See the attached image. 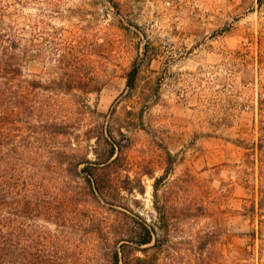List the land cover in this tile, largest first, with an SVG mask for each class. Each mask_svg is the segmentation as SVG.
<instances>
[{"label": "rangeland", "instance_id": "obj_1", "mask_svg": "<svg viewBox=\"0 0 264 264\" xmlns=\"http://www.w3.org/2000/svg\"><path fill=\"white\" fill-rule=\"evenodd\" d=\"M0 8L37 82L23 156L53 192L66 191L67 216L83 220L68 230L88 260L111 248L109 224L131 221L120 210L163 239L158 264H264V0ZM51 122L65 133H45ZM101 134L120 152V166L103 175L112 204L88 195L70 161L103 157Z\"/></svg>", "mask_w": 264, "mask_h": 264}, {"label": "trees", "instance_id": "obj_2", "mask_svg": "<svg viewBox=\"0 0 264 264\" xmlns=\"http://www.w3.org/2000/svg\"><path fill=\"white\" fill-rule=\"evenodd\" d=\"M17 50V38L12 26L5 25L0 8V264H158L155 252L163 239L144 220L118 209L131 221L119 220L107 226L105 235L111 237L105 236V241L111 248L106 249L101 261L95 258L93 262L83 255L78 238L68 230L83 220L67 216L66 191L53 192L49 178L31 167L23 156V147L34 131L28 101L37 82L25 75L26 61ZM44 125L45 133L51 136L65 133L52 122ZM100 137L106 143L103 157L96 152L94 160L70 161L75 163V173L82 176L88 195L106 200L111 188L104 183L103 175L120 166V152H116L113 141L102 134ZM96 139L99 142V136ZM60 181L61 187L66 185V181ZM121 187L116 186L118 194ZM106 201L112 204L117 200ZM156 209L160 213L158 227L166 234V217Z\"/></svg>", "mask_w": 264, "mask_h": 264}, {"label": "water", "instance_id": "obj_3", "mask_svg": "<svg viewBox=\"0 0 264 264\" xmlns=\"http://www.w3.org/2000/svg\"><path fill=\"white\" fill-rule=\"evenodd\" d=\"M135 68L133 69V71H132V74H131V76H130V79H129V84L131 83V81H132V79H133V76H134V74H135Z\"/></svg>", "mask_w": 264, "mask_h": 264}]
</instances>
